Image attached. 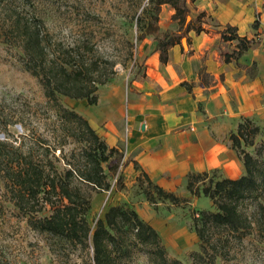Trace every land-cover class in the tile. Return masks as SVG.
<instances>
[{
	"label": "rangeland",
	"instance_id": "1",
	"mask_svg": "<svg viewBox=\"0 0 264 264\" xmlns=\"http://www.w3.org/2000/svg\"><path fill=\"white\" fill-rule=\"evenodd\" d=\"M148 6L149 0H0V140L7 142L2 153L11 151V146H20L59 170L84 166L85 150L90 148L82 128L76 120L58 112L47 97L41 77L26 67L25 62L34 51L30 40L37 35L40 38L38 48L48 73L52 62L67 61L71 64L66 63L68 68L85 64V68L94 70L96 80L109 77L105 84L100 83L99 91L114 82L128 83L138 75L140 45L147 35L141 18L142 22L153 18L145 11ZM170 8L169 4L161 6L156 31L160 38L174 33L178 26L169 14ZM205 22L213 29L219 26L211 16ZM233 44L225 45L232 49ZM59 101L88 119L85 100L60 94ZM252 120L260 131L254 137V145L244 147L263 161L257 149L264 143V119ZM120 149L103 163L111 183L109 190L94 189L77 174L72 179L73 185L91 197L87 215L91 225L95 226L112 205L131 207L159 230L170 259L182 264H206L193 255L201 252L194 219L204 210H217L213 200L201 192L213 175L196 183L199 193L191 192L187 184L178 186L174 192L182 198L180 203L158 196L153 203L145 192L147 188L153 191L152 187L137 178L140 170L129 165L124 149ZM259 197L239 202L240 210L252 222L242 238L228 235L223 229L212 231L216 238L222 232L230 238L229 242L217 244V264H264V215L258 207L259 201L264 202V184ZM52 210L47 205L35 216L49 215ZM208 250L212 253L213 246L208 244ZM92 254V248L31 226L28 215L15 205L9 180L0 169V264H90ZM120 264L156 263L146 252L135 251Z\"/></svg>",
	"mask_w": 264,
	"mask_h": 264
},
{
	"label": "trees",
	"instance_id": "2",
	"mask_svg": "<svg viewBox=\"0 0 264 264\" xmlns=\"http://www.w3.org/2000/svg\"><path fill=\"white\" fill-rule=\"evenodd\" d=\"M163 4H169L174 8L172 18L178 26L174 33H168L165 38H160L156 31L159 30L157 23ZM145 11L153 18L149 22H142L141 18V24L143 23L147 35L152 34L158 40V49L161 51L163 61L168 59V49L182 43L190 30L199 33L204 29L206 13L201 12L197 17H192L187 0H149V6ZM220 35L221 41L225 43L236 42L232 49L221 50L224 62L240 58L255 44L253 38L241 36L238 27L230 23L224 25ZM39 41L38 35L36 39L31 38L30 43L34 51L25 62L26 67L41 77L47 97L55 103L58 112L69 120L77 121L90 149L85 150V164L82 168L70 167L59 170L55 165L37 160L32 150L24 152L20 146H11V151L2 153V148L6 149L7 142L0 140V163L5 165L0 166V169L9 180L15 205L28 215L29 223L35 229L60 236L86 249L92 248L90 264H120L125 258L132 257L135 251L146 252L156 264H182L180 260L168 257L159 230L131 207L112 205L104 217L96 220L95 226L89 222L87 215L92 206L91 197L82 188L73 185L72 179L77 174L94 189L109 190L111 183L103 163L122 150L120 147L109 146L84 116L64 107L59 101V95L83 99L91 104L96 103L99 85L105 84L109 77L101 81L96 80L94 70L87 66L85 68V64L68 68L66 63L71 64L67 61L52 62L48 73L43 55L38 48ZM259 131L260 127L252 118L245 117L238 124L237 131L230 134L232 145L238 151L245 167L244 174L239 178L224 177L218 170L188 175L187 187L193 193L200 192V189L195 188L196 183L205 181L209 175H213L201 192L213 200L217 210H204L200 217L194 219V230L201 240V252L193 255L206 264H217L216 259L219 255L217 244L230 241L226 234L233 233L242 238L252 227L250 218L240 210L239 202L253 196L259 199V191L264 184V159L260 160L244 147L254 145V137ZM257 153L264 157V143L259 146ZM135 167L139 170L136 162ZM216 175L217 179L214 178ZM137 178H143L155 191L156 194L148 188L145 190L151 202L156 203L157 196L175 204L182 201L174 191L157 184L145 171L141 170ZM47 205L53 209L51 214L36 217L35 212L42 211ZM258 207L264 215V202L259 201ZM220 229L225 230L226 234L222 232L216 238L212 231ZM208 244L214 248L212 253L208 250Z\"/></svg>",
	"mask_w": 264,
	"mask_h": 264
},
{
	"label": "crops",
	"instance_id": "3",
	"mask_svg": "<svg viewBox=\"0 0 264 264\" xmlns=\"http://www.w3.org/2000/svg\"><path fill=\"white\" fill-rule=\"evenodd\" d=\"M187 3L192 17L205 12L219 26L204 22L201 32L190 30L186 46L168 49L167 61L155 36L146 35L137 77L107 85L96 103L83 102L90 124L109 146L122 147L129 165L138 163L140 171L171 191L187 184L190 173L242 176L245 167L231 131L243 117L264 119V0ZM174 12L171 6L170 16ZM227 23L255 44L224 62L221 50L227 47L220 30Z\"/></svg>",
	"mask_w": 264,
	"mask_h": 264
},
{
	"label": "water",
	"instance_id": "4",
	"mask_svg": "<svg viewBox=\"0 0 264 264\" xmlns=\"http://www.w3.org/2000/svg\"><path fill=\"white\" fill-rule=\"evenodd\" d=\"M186 42H187L186 38H183L182 43L184 46H186Z\"/></svg>",
	"mask_w": 264,
	"mask_h": 264
}]
</instances>
